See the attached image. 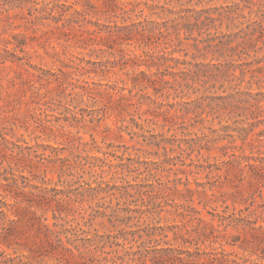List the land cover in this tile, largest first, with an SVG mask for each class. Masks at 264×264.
<instances>
[{"label": "trees", "instance_id": "trees-1", "mask_svg": "<svg viewBox=\"0 0 264 264\" xmlns=\"http://www.w3.org/2000/svg\"><path fill=\"white\" fill-rule=\"evenodd\" d=\"M24 1L29 2L36 13L47 12L53 17L55 12L63 16L67 11H60L56 5L45 0ZM149 1L132 2L130 11L143 14L145 9L140 6L144 4L159 19L118 25L117 30L111 32L108 38L120 45L137 42L143 49L142 55L134 54L132 58L126 54L122 56L123 59L133 60L144 57L143 61H135L136 66L144 64L152 68L167 64L165 62L169 60L173 64H168L164 70L155 74L145 70L134 72L131 77L133 88L139 92L153 89L154 94H161L168 100L172 98L174 101L168 102L170 107L179 106L183 113L181 116H167L168 121L171 127L177 126L184 134H192L190 127L199 126L201 130L207 129L210 133L232 127L244 139L255 135V129L264 123V90L260 87V83L264 82V0H229L216 7H198L212 0ZM87 4L89 8L93 7L89 1ZM75 11L83 21L87 20V9ZM74 18L70 17V20L75 21ZM182 34L184 37H181ZM190 40L193 42L190 43ZM185 42H189V46L197 51L193 59L200 57L202 61L172 56L173 52L182 51L180 46ZM82 46H89L88 41H82ZM170 48L172 51L168 52ZM153 49L158 50L157 55ZM4 51L10 53L9 49ZM209 55L214 58L206 63L204 60ZM161 60L165 62H159ZM6 61V54L0 52V65ZM55 80L59 81V77ZM245 81L249 87L246 90L239 89L238 86ZM232 82L235 85H230L231 92L218 96L206 95L216 84L221 83L219 88H223L226 83ZM253 82L259 84L255 91L251 89ZM80 89L81 97H93L94 102H101L105 109L106 101L97 98L102 95L101 91L92 88L89 81H85ZM121 90L112 87L109 93L119 101H124L126 95ZM198 91L203 93L190 100L183 99ZM70 95L73 102L77 97L73 96V92ZM147 96L155 101L151 95ZM66 112L71 113L64 119L67 124L59 123L55 127L47 124L50 120L44 121V129L51 132L49 136L62 138L66 142L64 146L43 145L44 149L40 151L37 145L26 154L13 151L7 137H4V143L0 145V161L8 162L9 165L8 169L0 172V264H46V260H55L52 264H264V204L256 202L257 197H263L264 164L258 161H264V156L237 154L235 145L223 146L226 151L233 149L231 154L227 151L228 158L218 167L224 171L225 176L232 174L240 177L245 169L252 172L247 184L236 185L237 190L231 195L221 194L212 198L222 185L214 183L208 187L206 182H200L197 187L202 186V189H195L185 183L189 200L193 201L198 192L204 196L205 201L200 199V202H204L206 209L219 200L226 203L231 199L234 205L244 204L238 211L234 209L229 214L213 209L209 211L213 217L207 221L199 216L200 210L195 207L176 203V210L184 209L180 215L189 216L201 226L198 240H184V243L196 245L195 251L157 245H141L134 249L128 247L127 243L138 242L145 236L150 242L156 241V229L128 231L122 228L118 232L100 233L93 228L99 218L103 220L101 223L107 219L113 227L127 225L131 220L140 218L137 216L138 211L130 207L123 210L128 215L120 214V208L113 209L110 214L107 208H102L100 200L106 197H139L148 207L155 198L163 196V191L143 190L145 185L137 186L129 181L111 184L103 180L109 172L119 174V166L113 161L107 162L110 154L108 151H101L104 156H89L81 152L80 148H87L89 142L83 141L80 132H89L92 143L96 144L93 133L97 130L95 121H102L106 114L95 115L91 112L87 115L69 107H66ZM216 114L229 116L232 124L213 128L218 118ZM71 129H77L78 136L72 135ZM133 132L138 135L137 131ZM210 133L204 131L203 136H199L200 141H205L199 145L200 149H209ZM151 136L157 138L155 134ZM258 136H264V129L257 133ZM254 137L251 140L256 141ZM145 142L162 147L167 153V146L162 145L161 141L146 139ZM187 144L188 149L195 150L194 144ZM47 150L51 153L48 154ZM91 157L95 161L90 160ZM107 164L116 170L106 169ZM49 174L55 177H48ZM174 189L177 194L180 193L177 187ZM208 190L212 191L211 196ZM188 208L193 209V213H187ZM140 210V215L150 211L149 207L145 211ZM162 234L167 236L164 232ZM199 242H209L212 248L202 251ZM214 244L219 247H214ZM4 246L12 249L13 253H8ZM227 246L238 249L242 255L235 250L227 251Z\"/></svg>", "mask_w": 264, "mask_h": 264}, {"label": "rangeland", "instance_id": "rangeland-1", "mask_svg": "<svg viewBox=\"0 0 264 264\" xmlns=\"http://www.w3.org/2000/svg\"><path fill=\"white\" fill-rule=\"evenodd\" d=\"M45 1L56 5L60 11L67 10L65 15L61 16L59 12H55V17H53L47 12L36 13L29 2L24 0H0V52L7 56V61L0 65V145L4 143V137H7L13 151L26 154L37 145H39L40 151H43V145L64 146L66 142L62 138L49 136L51 132L44 129L45 120H50L47 124L55 127L59 123L67 124L68 122L64 119L71 113L66 112V107L87 115L91 112H94L95 115L106 114L102 121H95L97 130L93 133L97 140L96 144L92 143L89 132L81 130L80 136L84 142H89V145L87 148L81 147L80 151L86 155L90 154L89 156H104L101 151L110 153L107 162L117 163L120 173L109 172L104 175L103 180L109 181L111 184L129 181L137 186L145 185L143 190L151 192L153 189L162 190L163 196L150 202V206H148L150 211H146L142 215L139 213L140 209L145 211L148 207L139 197L131 199L106 197L100 200V203L102 208H107L110 214L113 209L120 208V214L128 215L123 210L130 207L138 211L137 216L140 218L131 220L127 225L116 227H113L107 219L101 223L103 220L99 218L93 228L100 233L118 232L122 228L128 231L155 228L154 238L156 241L150 242L145 236L138 242H128L127 246L134 249L141 245L171 246L195 251L196 245L190 244V242L184 243V240H191V242L198 240L201 226L189 216L180 215L184 209L176 210L174 207L176 203H185L195 207L200 210L199 216L207 221H211L213 216L209 214V211H213V209L219 213L226 211L229 214L234 209L238 211L244 204L234 205L231 199L226 203L219 200L212 203L211 206H207L206 209L204 202H200V199L205 201L204 196L198 192L195 193L193 201L189 200L185 183L195 189H202V186L197 187V183L200 182H206L208 187L214 183L222 185L215 191L212 198L221 194L231 195L236 192V185L247 184L249 176L252 174L251 170L245 169L240 177H235L232 174L227 177L224 175V171L218 169L222 161L228 158L227 154L233 152V149L229 148L227 153L223 146L235 145L236 149L234 150L237 154L264 156V136L257 137V133L264 129V123L259 124L255 129V135L246 139L238 132L233 131L232 127L217 133H210L205 129L207 134L210 133L208 137V139L211 138L210 147L208 150L200 149L199 145L205 141L199 140V136H203L204 132L199 126L190 127L189 130L192 134L182 133L177 126L171 127L167 116L172 114L181 116L183 113L179 106L170 107L168 102H173L172 98L168 100L161 94H154L153 89L139 92L138 89L133 88L131 77L134 72L145 70L155 74L159 70H164L168 64H173V61L161 60L159 62L167 64H159L152 68H148L144 64L136 66L134 65L135 61H143L144 57L133 60L123 59L122 56L126 54L132 58L134 54L142 55L143 49L139 44L132 42V44L122 43L120 45L108 38L111 32L117 30L118 25L144 19H159L144 4L140 6L145 9L143 14L139 11H130L132 2L147 0ZM88 1L93 6L92 8H89ZM227 1L229 0H212L208 3L204 2L198 7H216ZM149 2L154 1L150 0ZM75 9H87L89 13L87 20L83 21ZM67 17L69 18L67 19ZM70 17H75V21L70 20ZM77 20L78 22H76ZM181 37H184V34ZM84 40L88 41L89 46H82ZM192 42L193 40H190V43ZM180 47H182V51L173 52V57L196 62L203 60L200 57L193 59V55L197 51L189 46V42H185ZM5 49H9L10 53H6ZM152 51H155L156 55L158 54L157 49ZM171 51L170 48L168 52ZM186 53H188L187 56ZM18 57L21 59H17ZM213 58V55H209L204 61L207 63ZM57 76L59 81L55 80ZM85 81H89L90 86L95 90L101 91L102 95L97 98L106 101L105 109L101 102H94L95 98L79 95L80 86L85 84ZM220 84H216L215 88L210 89L206 95L218 96L229 93L232 91L230 85H235V82L226 83L223 88H219ZM260 85L264 90V82ZM112 87L122 89V93L126 95L124 101H119L116 96H111ZM238 87L241 90H246L249 84L245 81ZM258 87L259 84L254 82L251 85L253 91ZM224 89L226 92H223ZM71 92L74 97H77L73 102H71ZM202 93L198 91L197 94H189L183 99L190 100ZM147 95H151L155 101L150 100ZM130 98H132L131 101L128 100ZM137 102L139 103L137 104ZM216 117L218 118L213 123V128L232 124L229 116L216 114ZM135 123L141 124V126H137ZM232 126L236 127L237 125L233 124ZM66 128L69 129V127ZM70 131L73 132L72 135L78 136L77 129ZM133 131H137L138 135ZM153 134L157 135V138L151 136ZM253 137L256 141L251 140ZM146 139L161 141L162 145L167 146V153L162 147L147 144ZM188 142L195 145L194 151L188 149ZM99 149L101 150L99 151ZM224 151L226 152L224 153ZM47 152L51 153L49 150ZM65 153L67 154V151ZM90 160L95 161L92 157ZM258 162L264 164V161ZM8 168V162L0 161V172ZM105 168L116 170L114 167H109L108 164ZM48 177L54 178L55 176L49 174ZM175 187L180 190L179 194L175 191ZM207 193L211 196L212 191L208 190ZM256 202L264 204V188L263 197H257ZM187 210H189L187 213H193V209L188 208ZM163 232L167 236L164 237ZM213 246L219 247L218 244ZM4 248L8 253H13L12 249L5 246ZM199 248L204 251L211 249L212 246L209 242H199ZM226 249L229 252L235 250L240 256L242 255L238 249L229 246ZM253 259L255 260L256 257L254 256ZM52 263H55V260H46V264Z\"/></svg>", "mask_w": 264, "mask_h": 264}]
</instances>
